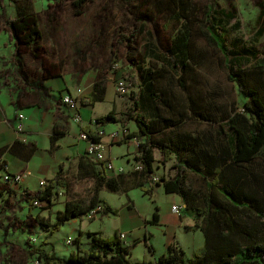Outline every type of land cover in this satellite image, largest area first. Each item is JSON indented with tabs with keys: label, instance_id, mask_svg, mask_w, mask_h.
Wrapping results in <instances>:
<instances>
[{
	"label": "rangeland",
	"instance_id": "obj_1",
	"mask_svg": "<svg viewBox=\"0 0 264 264\" xmlns=\"http://www.w3.org/2000/svg\"><path fill=\"white\" fill-rule=\"evenodd\" d=\"M32 2L39 14L44 43L62 63L64 80L80 93L89 84L92 86L97 82H102L105 89H112L111 96H107L108 101L94 107V113H102L101 117L114 108L116 119L127 127L130 114L136 112L148 117L156 115L161 119L182 120V124L163 135L171 140L183 135L197 138L198 150L210 153L213 150L221 153V149L227 148L231 139L227 118L242 113L248 98L230 80L222 47L219 49L204 35L212 26L207 9L209 5L220 11L217 21H221L230 33L227 42L229 52H238L246 46L259 54L257 58L249 56L242 63L245 64L243 71L248 86L259 90L264 100V69L257 67L259 61H264V0H85L79 15L75 13L73 0ZM4 3L6 15L12 16L14 11L17 12L18 3L13 0H5ZM225 12H234L235 18L230 19ZM2 20L1 15L0 29ZM183 32L189 37L190 60L186 69L180 72L178 67L157 56L173 59L167 50ZM121 80L131 83L126 94L118 90ZM149 86L164 100L163 103L148 99ZM135 101L140 102V110L135 107ZM155 166L159 169L158 174L164 175L156 177L159 183L162 178H170L175 173L174 161L164 168L158 160ZM205 166L189 173L198 190L205 187L202 176L207 174L209 181L213 179L212 171ZM227 169L224 167L225 171ZM242 169L252 179V191L250 188L248 193L264 206V161L256 159L251 166ZM81 181L89 187L86 189H92L91 177L86 175ZM73 183L74 193L79 185ZM132 196L141 211L152 218L149 197L138 191H133ZM154 200L158 205L162 204L160 191L154 194ZM57 201L63 203L64 197ZM29 223L32 229L26 231L29 235L27 246L20 247V264H26L28 256H35L30 255V251L40 246L45 235L36 230L31 219ZM60 231L54 233L53 242L57 249L67 251L69 238L73 242L78 237L71 235L69 229ZM22 235L19 233L17 240L22 239ZM180 240L184 244L185 259L189 260L193 255L189 247L192 239L187 234ZM135 255H141V248L135 250ZM131 263L137 264L135 258Z\"/></svg>",
	"mask_w": 264,
	"mask_h": 264
},
{
	"label": "crops",
	"instance_id": "obj_2",
	"mask_svg": "<svg viewBox=\"0 0 264 264\" xmlns=\"http://www.w3.org/2000/svg\"><path fill=\"white\" fill-rule=\"evenodd\" d=\"M4 2L5 0L0 3L2 11L0 16H3V25L0 29V158L8 163L12 173H23L24 180L19 186H5L2 179L3 172L0 170V264H18L20 247L25 248L29 240L26 232L30 220L27 193L43 190L58 175H63L70 180L71 193L57 187V195L53 203L44 202L39 207H35L31 213L32 217L38 216L39 219L50 221L54 225L58 215L64 211L66 203L70 200H78L79 193L89 188L85 187L84 182L81 181L83 177L86 175L90 177L93 175L94 168L97 170L101 168L89 162L86 156L87 145L79 138L82 125L74 121L69 108L63 104V97L71 95L82 101L79 112L84 125L96 121L102 113L95 114L94 107L98 103L91 105L85 98L93 91L96 83L92 86L89 84L82 89L81 93L69 85L64 80L65 71L61 61L44 41L42 44L47 52L41 58L33 57L27 49H20L18 40L8 24V20L17 17L15 15H18V10L14 11L15 14L12 16L6 15ZM111 93L112 89L107 88L104 101L99 103L108 101L107 96L109 94L111 96ZM19 115H23L24 118L20 120ZM152 120L150 116H147V121ZM20 123L23 125L22 132L18 131ZM124 126L126 125L123 122L105 125L107 134L102 138L108 146L107 159L118 171L116 173L106 171V173L109 176L121 175L124 180V191L120 195L101 191L99 197L102 202L99 205H102L104 209L109 207L111 212L104 210L95 219L89 220L93 221L91 223L86 221L88 220L86 216L71 220L62 226L60 232H66V229H69L71 235H77L84 249L91 243L88 233H96L103 238H112L116 234L124 233L126 238L122 242L125 246L138 242L132 248L130 258V260L135 258L137 264L144 260L155 262L158 257L167 254L169 246L176 242L185 252L180 237L187 234L192 239L189 247L194 254L204 244L203 233L191 230L195 225L194 214L187 210L183 211L185 205L182 198L176 193L167 194L162 181L159 184L149 181L145 187H153V195L144 194L140 188L143 180L135 170L139 156L138 140L129 139L128 136L120 143H116L110 137L112 132ZM128 128L130 134L139 131L134 119H130ZM173 128L163 129L162 132L153 135V139L169 143L168 138L163 134ZM54 138H56L55 143ZM175 143L184 146L189 144L185 136ZM170 144L173 143L170 142ZM177 153L185 158L179 160L175 154L172 156L171 161L175 162V173L170 178L176 175V164L184 163L188 157V153L184 150ZM155 158L156 162L161 160L160 151L155 152ZM167 164L162 162L164 168ZM158 170L155 166L153 178L164 176L159 175ZM170 178L166 177V179ZM42 182H45V187L41 186ZM73 182L79 185L74 193ZM133 191L149 197L153 215L156 212L159 214L157 225L149 223L153 217L150 218L148 214L141 211V207L132 196ZM157 191L163 195V202L160 205L154 200V194ZM61 196L64 197V201L58 203L57 199ZM174 206L183 207L182 212H175ZM35 227H37L36 230L45 234L39 245L46 240L47 244L43 247L47 252L67 259L71 252L77 249L74 243L77 238L73 240L72 247L68 245V250L62 251L57 249L53 242L54 234L49 235L52 227L48 230L40 226ZM19 233L23 234L22 239L17 240L20 237ZM30 238L33 239L36 236H30ZM148 246L153 248L152 253ZM138 248H141L140 256L135 255V250ZM26 260V264L39 262L35 256L33 258L28 256Z\"/></svg>",
	"mask_w": 264,
	"mask_h": 264
},
{
	"label": "trees",
	"instance_id": "obj_3",
	"mask_svg": "<svg viewBox=\"0 0 264 264\" xmlns=\"http://www.w3.org/2000/svg\"><path fill=\"white\" fill-rule=\"evenodd\" d=\"M13 1L18 3V15L15 19L8 20V24L18 40L20 49L29 50L35 58L43 57L47 52L42 44L44 33L39 14L33 9L32 0ZM2 2L3 0H0V3ZM84 2L85 0H73L72 5L76 14L81 13ZM207 9L212 26L204 32V35L218 48L222 47L224 60L230 70L229 78L238 85L239 91L248 98V101L244 104L242 113H235L227 118L231 139L228 141L227 148L221 149V153L216 150L211 153L198 150L199 140L187 135L177 139L185 136L189 142L186 146L175 143L177 140H171L167 135L165 136L169 143L153 139V135L162 132L163 129L179 126L182 120L161 119L156 118L158 116L155 115L150 117L153 120L149 122L147 115L141 112L130 114V119H134L139 128L138 132L129 135V139L136 138L139 142L137 162L142 164V171L137 173L143 180L140 185L141 190L145 195H153V187L146 188L145 184L149 181L153 182L157 150L160 151L161 161L164 164L170 162L174 154L179 160L185 158L177 152L186 151L187 160L176 164L175 177L162 178L161 181L166 193L178 194L186 205L185 210L194 214L195 225L191 230L201 231L204 235V244L189 260L185 259V252L176 242L169 246L167 254L158 257L156 264H264V206L256 202L248 193L250 188L252 191V179L242 169L251 166L256 159L264 161V100L259 90L248 86L243 71L245 64L242 63L244 60L247 61L249 56L257 58L259 54L246 46L238 52H229L227 42L230 33L221 21H217L220 11L213 5L207 6ZM225 14L230 19L235 18L234 12H225ZM167 54L173 55L174 58L170 59L162 55H158L157 58H163L166 63L178 67L180 72L186 69L187 61L190 60L189 37L186 32L171 43ZM257 67L264 69V61H259ZM182 86L185 88V84ZM105 92L102 82H97L93 91L85 98L89 100V104L94 105L104 101ZM147 96L152 102H164L150 86ZM140 105V102L135 101L137 110H140ZM96 122L105 126L119 121L115 117V110H112ZM84 130L94 141H101V137L97 136L91 127H86ZM55 140L56 138L53 139L54 143ZM87 158L92 165L101 166L95 160ZM205 165L212 171L213 179L209 181L207 174L205 177L202 176L205 187L198 190L189 178V173ZM224 167H228V171H225ZM90 177L93 180L92 189L80 192L78 200L68 201L54 225L50 221L39 219L38 216H31L35 208L34 203L52 204L57 195V187L71 193L70 180L63 175H58L43 190L35 193L28 192L26 198L30 209L28 216L34 226H40L44 230L52 227L49 235L54 234L67 222L82 219L98 207L102 202L99 197L101 191L120 195L125 189L121 175L109 176L102 166L99 170L94 168L93 175ZM104 210L111 212L109 207H105ZM158 222L159 214L156 212L149 223L157 225ZM28 227L32 229L30 223ZM88 236L91 238L89 247L82 248L77 238L74 241L77 249L72 251L67 259L47 252L43 247L47 244L46 240L39 247L31 250L30 255L37 256L42 264H132L131 250L138 242L125 246L118 234L112 238H103L96 233H88ZM148 249L151 253L153 252L151 246H148ZM140 264L154 263L144 260Z\"/></svg>",
	"mask_w": 264,
	"mask_h": 264
},
{
	"label": "built area",
	"instance_id": "obj_4",
	"mask_svg": "<svg viewBox=\"0 0 264 264\" xmlns=\"http://www.w3.org/2000/svg\"><path fill=\"white\" fill-rule=\"evenodd\" d=\"M131 88V83L126 82L125 80H121L118 82V90L121 94H126L129 92ZM63 104H65L70 112L72 113L73 119L76 123L82 125V131L79 135L80 140L84 141L87 145L86 148V156L95 160L96 162L100 163L102 168H104L105 171L108 172H118L117 169L114 167L113 163L110 162L107 159V150L108 146L106 143L102 141V138L106 136L107 132L105 130V127L102 125L97 124L96 121H92L89 125H84V122L80 115V108L82 105V101L76 97H73L71 95H65L63 97ZM20 120H22L24 117L23 115H19ZM86 127H91V130L99 137H101V141H94L90 138L89 134L85 132ZM18 131H23V125L20 123L18 125ZM130 135L129 128L127 126L122 127L119 130H116L110 134V137L113 142L120 143L123 139H126ZM0 170L3 172V183L5 186H19L23 180L24 175L23 173H12L10 171V167L8 163L0 158ZM135 170L140 172L142 171V164L137 163ZM120 171V170H119ZM153 183H159V179L153 178ZM42 187H45V182L41 183ZM44 202H35L34 206L39 207ZM173 210L177 213L182 212L183 207L180 206H174ZM104 211V208L102 205H99L94 210H92L86 217L88 220H93L97 217L98 214L102 213ZM126 238V235L124 233L120 234L121 241ZM71 239L67 241V245H72ZM36 264H39L36 263Z\"/></svg>",
	"mask_w": 264,
	"mask_h": 264
},
{
	"label": "water",
	"instance_id": "obj_5",
	"mask_svg": "<svg viewBox=\"0 0 264 264\" xmlns=\"http://www.w3.org/2000/svg\"><path fill=\"white\" fill-rule=\"evenodd\" d=\"M184 208H186V205L184 206Z\"/></svg>",
	"mask_w": 264,
	"mask_h": 264
}]
</instances>
